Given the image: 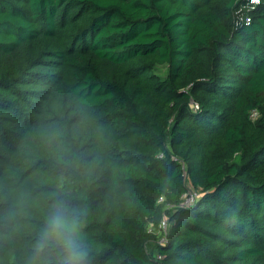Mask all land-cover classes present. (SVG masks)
Wrapping results in <instances>:
<instances>
[{"label":"trees","instance_id":"obj_1","mask_svg":"<svg viewBox=\"0 0 264 264\" xmlns=\"http://www.w3.org/2000/svg\"><path fill=\"white\" fill-rule=\"evenodd\" d=\"M247 1L0 0V264H25L60 177L91 264H264V0Z\"/></svg>","mask_w":264,"mask_h":264},{"label":"clouds","instance_id":"obj_2","mask_svg":"<svg viewBox=\"0 0 264 264\" xmlns=\"http://www.w3.org/2000/svg\"><path fill=\"white\" fill-rule=\"evenodd\" d=\"M67 182L65 177L57 179L33 234L25 264H91L84 212L63 194ZM6 219L10 226L17 227L15 212Z\"/></svg>","mask_w":264,"mask_h":264},{"label":"built area","instance_id":"obj_3","mask_svg":"<svg viewBox=\"0 0 264 264\" xmlns=\"http://www.w3.org/2000/svg\"><path fill=\"white\" fill-rule=\"evenodd\" d=\"M259 3V0H248L247 3L241 8H251L252 6L256 5ZM241 9L238 11V13L241 12ZM241 17L239 18V22L237 23L238 25L241 24L244 21V15H240ZM247 23L250 22V19L248 18ZM196 194L195 193H187L183 196L184 198V204H191L193 200L195 199ZM163 198L159 200V202H162ZM169 219L167 217H164L161 222L159 223L157 230L154 229V226L149 227V232L153 233L154 235L159 237V243L161 244H166L168 242V229H169ZM157 260L160 264H163V259L164 257L161 255H157Z\"/></svg>","mask_w":264,"mask_h":264},{"label":"rangeland","instance_id":"obj_4","mask_svg":"<svg viewBox=\"0 0 264 264\" xmlns=\"http://www.w3.org/2000/svg\"><path fill=\"white\" fill-rule=\"evenodd\" d=\"M156 73H158L162 78H164L166 76V66L158 67ZM253 117L256 118V115H254ZM187 186L190 188L188 183Z\"/></svg>","mask_w":264,"mask_h":264}]
</instances>
